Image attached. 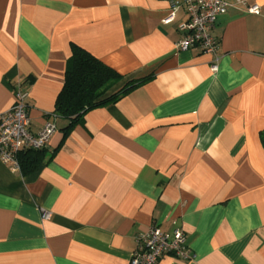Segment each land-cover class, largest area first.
Instances as JSON below:
<instances>
[{
    "label": "crops",
    "instance_id": "0c3cea01",
    "mask_svg": "<svg viewBox=\"0 0 264 264\" xmlns=\"http://www.w3.org/2000/svg\"><path fill=\"white\" fill-rule=\"evenodd\" d=\"M184 1L0 0V114L19 87L32 132L73 45L125 77L116 90L148 78L68 133L56 118L36 171L0 160V264H129L153 225L193 255L158 264H264V0H224L216 55L177 49Z\"/></svg>",
    "mask_w": 264,
    "mask_h": 264
},
{
    "label": "built area",
    "instance_id": "2783aa9c",
    "mask_svg": "<svg viewBox=\"0 0 264 264\" xmlns=\"http://www.w3.org/2000/svg\"><path fill=\"white\" fill-rule=\"evenodd\" d=\"M255 1V0H254ZM245 4V2H242ZM187 12V20L179 25L181 39L176 47L180 51H188L199 47L203 53L216 55L219 40L213 34L217 17L226 11L224 0H185L183 4ZM180 7L178 1L172 2L171 15L164 20L170 23ZM248 12L258 13L256 3L247 5ZM217 61L212 70L217 71ZM54 115H47L45 123L38 132L30 130L31 118L26 95L16 88L13 106L0 114V160L15 170L20 169L19 155L29 150H42L57 131ZM51 214L42 211V218L49 219ZM181 260L192 259L191 250L186 244L185 234L181 229L172 233L163 232L156 225L136 238V248L129 264H158L164 257Z\"/></svg>",
    "mask_w": 264,
    "mask_h": 264
},
{
    "label": "trees",
    "instance_id": "16d2710c",
    "mask_svg": "<svg viewBox=\"0 0 264 264\" xmlns=\"http://www.w3.org/2000/svg\"><path fill=\"white\" fill-rule=\"evenodd\" d=\"M124 76L79 46H72V56L66 67L65 83L59 93L51 115L68 121L64 128L69 132L84 122L90 111L116 103L148 78L125 83L120 89ZM264 144V132L261 133ZM44 149L20 153L21 172L29 174L38 169L44 160Z\"/></svg>",
    "mask_w": 264,
    "mask_h": 264
}]
</instances>
